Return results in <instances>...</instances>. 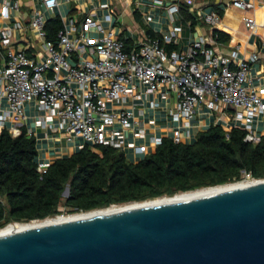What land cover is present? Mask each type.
I'll return each mask as SVG.
<instances>
[{
    "label": "built area",
    "instance_id": "1",
    "mask_svg": "<svg viewBox=\"0 0 264 264\" xmlns=\"http://www.w3.org/2000/svg\"><path fill=\"white\" fill-rule=\"evenodd\" d=\"M154 1L162 4L161 0ZM39 3L44 11L34 9L27 23L22 18L13 19L0 27V133L6 128L19 136L26 126L25 106L34 102L35 125L60 133L79 150L86 145H102L146 155L148 145L127 141L124 134L137 123L132 121L130 110L135 105L130 106L129 101L146 93L166 96L172 91L176 102L171 116L175 121L188 122L201 106L220 111L231 105L236 109L234 121L247 132L245 140L260 141L252 122L264 112V88L258 92L248 86L250 63L259 59L258 54L240 58L238 48L221 53L203 35L195 36L185 50H168L169 44L179 42L182 32L175 24L161 37L129 49L113 31L104 32L94 10L79 25H64L57 39L49 40L45 13L53 10L58 0ZM194 3L182 0L171 4V19L180 15L182 4ZM9 4V0L2 1L4 6ZM233 5L242 10L254 7L248 0H233ZM102 6L109 9L107 3ZM12 8L20 11V1L14 0ZM104 18L112 21V10ZM220 18L216 10L197 14L198 20L213 27ZM244 21L255 29L254 18L245 17ZM92 30L104 35L93 38ZM143 85L148 87L146 92L141 89ZM151 106L157 108L159 104L152 101ZM181 129L176 126L170 137L176 143L183 142ZM135 135L144 137L146 132L142 129ZM162 139L152 138V144L157 147ZM48 166L39 165L38 171L44 173Z\"/></svg>",
    "mask_w": 264,
    "mask_h": 264
},
{
    "label": "trees",
    "instance_id": "2",
    "mask_svg": "<svg viewBox=\"0 0 264 264\" xmlns=\"http://www.w3.org/2000/svg\"><path fill=\"white\" fill-rule=\"evenodd\" d=\"M181 12L195 22L189 5L182 4ZM63 28L59 16L50 18L47 38L56 40ZM211 32L219 41L228 40L216 28ZM167 48L177 50V45ZM246 133L240 126L225 130L213 124L191 143L163 138L139 161L111 146L86 145L40 173L35 135L26 126L16 137L5 128L0 133V228L235 183L247 175L264 179V135L254 143L245 140ZM67 185L70 193L64 198Z\"/></svg>",
    "mask_w": 264,
    "mask_h": 264
},
{
    "label": "water",
    "instance_id": "3",
    "mask_svg": "<svg viewBox=\"0 0 264 264\" xmlns=\"http://www.w3.org/2000/svg\"><path fill=\"white\" fill-rule=\"evenodd\" d=\"M69 193L67 185L63 196ZM0 264H264V184L7 227Z\"/></svg>",
    "mask_w": 264,
    "mask_h": 264
},
{
    "label": "crops",
    "instance_id": "4",
    "mask_svg": "<svg viewBox=\"0 0 264 264\" xmlns=\"http://www.w3.org/2000/svg\"><path fill=\"white\" fill-rule=\"evenodd\" d=\"M2 1L0 0L2 13L0 27L8 25L13 19L22 18L27 23L34 9L44 11L39 0H19L20 11L12 8L14 0H9L8 6L2 5ZM161 1L162 4H158L154 0H58L57 6L53 10L47 11L45 17L48 21L50 18L59 16L64 25L70 27L72 23L79 25L84 16L94 10L95 17L102 24L104 32L113 31L117 37L125 40L129 49L146 40L158 38L157 36L161 37L162 33L168 32L174 24L180 25L182 32L179 42L175 44L178 51L187 49L195 36L203 35L212 40L211 45L221 53L229 54L238 48L240 58H249L253 54H258L259 59L250 63L248 86L258 92L264 88V0H248L254 4V7L249 10H242L234 6L233 0H195L194 5L190 6L191 14L195 15L193 24L192 20L184 18L182 12L174 20L171 19L168 7L182 0ZM106 3L109 4V9L102 6ZM109 10L113 12L112 21H107L104 18ZM214 10L222 12L217 26H210L197 19L198 13ZM245 17L255 19V29H250L245 24ZM213 28L227 34L228 40H217L211 32ZM90 35L93 38H100L104 33L92 30ZM1 64L2 55L0 54ZM147 88L146 85H143L141 89L146 92ZM152 101L158 102L159 106L153 108ZM175 102V94L172 91H169L166 96L159 93H146L143 98L129 101L130 106L135 105L130 110L133 112L132 121L137 123L132 129L124 130L127 141L135 140L137 143L146 144L149 146V152H152L156 149V146L152 144V138L171 137L176 126L182 127L183 142L191 143L195 141L200 132L206 131L213 124H220L225 130H231L239 125L233 118L236 112L233 106H223L220 111H211L207 107L201 106L188 122L175 121L171 116ZM25 110L27 114L26 127L33 132L37 139L40 165H50L57 158L69 156L79 150L74 144H70L62 138L60 133H52L35 125L33 102L27 103ZM252 126L259 136L264 135V112L254 118ZM142 129L146 132V136H136L135 133ZM124 152L134 161H139L141 158V155H135L130 149H126Z\"/></svg>",
    "mask_w": 264,
    "mask_h": 264
},
{
    "label": "bare ground",
    "instance_id": "5",
    "mask_svg": "<svg viewBox=\"0 0 264 264\" xmlns=\"http://www.w3.org/2000/svg\"><path fill=\"white\" fill-rule=\"evenodd\" d=\"M261 184H264V179H252V180L244 179L242 181L235 182V183H230V184H225V185L215 186V187H209V188H203V189H198V190L190 191V192L179 193L169 198H157V199L148 200L144 202H134V203L126 204V205H114V206L112 205L107 208L96 209L90 212H83V213H78V214L69 215V216H65V215L56 216L52 218H47L45 220H33L32 222H29V223H17V222L10 223L4 226L3 228H0V233L6 231L7 227L9 228V230H22V229H27V228L41 227V226H45V225H48L54 222L71 221L74 219L87 217V216L95 215V214L102 213V212L121 211V210L141 207V206H151V205L162 204L166 202L185 200V199L194 198L197 196L217 193L220 191H226L230 189L243 188V187L261 185Z\"/></svg>",
    "mask_w": 264,
    "mask_h": 264
},
{
    "label": "rangeland",
    "instance_id": "6",
    "mask_svg": "<svg viewBox=\"0 0 264 264\" xmlns=\"http://www.w3.org/2000/svg\"><path fill=\"white\" fill-rule=\"evenodd\" d=\"M229 107H232L231 105H229ZM33 110L35 111V105H34V102H33ZM32 110V111H33ZM34 111H33V113H34ZM30 115V114H29ZM32 115V114H31ZM30 115V116H31ZM246 179H248V180H252L253 178L250 176V175H247L246 177H245V180ZM179 194V193H178ZM177 195V194H176ZM175 196V195H174ZM1 197V196H0ZM64 198H66L65 196H63ZM169 197H173V196H164V197H161V198H169ZM124 205H126V204H124ZM74 214H78V213H74ZM74 214H70V215H74ZM65 216H69V214H64ZM56 217V216H55ZM13 223H16V222H13ZM10 224V223H9ZM8 225V224H7Z\"/></svg>",
    "mask_w": 264,
    "mask_h": 264
}]
</instances>
